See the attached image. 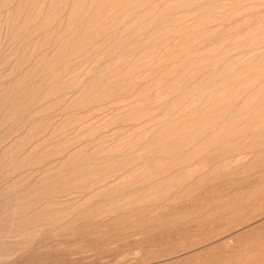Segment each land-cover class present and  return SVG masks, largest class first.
<instances>
[{
  "label": "rangeland",
  "instance_id": "1",
  "mask_svg": "<svg viewBox=\"0 0 264 264\" xmlns=\"http://www.w3.org/2000/svg\"><path fill=\"white\" fill-rule=\"evenodd\" d=\"M18 1L0 0V264H264V228L248 243L233 236L264 215V120L235 111L251 125L222 142L189 120L184 134L198 138L160 151L161 132L177 133L209 101L210 90L183 87L199 70L171 82L202 56L235 68L264 44L243 46L246 26L230 22L185 31L196 11L176 23L179 12L152 11L147 32L134 4L121 18L93 7L98 22L76 34L74 0H30L6 28ZM126 27L137 36L130 53L117 47ZM65 42L69 52H55ZM245 91L223 100L236 105Z\"/></svg>",
  "mask_w": 264,
  "mask_h": 264
},
{
  "label": "bare ground",
  "instance_id": "2",
  "mask_svg": "<svg viewBox=\"0 0 264 264\" xmlns=\"http://www.w3.org/2000/svg\"><path fill=\"white\" fill-rule=\"evenodd\" d=\"M28 1L30 0L18 1V4L10 13L9 18L6 21V28L21 25V23L16 21L14 18L17 15L18 9L26 8ZM78 3L79 0H74L73 7L71 8L68 16V19L72 20L74 24V29L79 30L76 34L83 33L85 27L88 29L89 26L95 25L98 22L97 17H94L92 15L91 9L93 7H97L100 11L114 8L117 11L118 17L121 18V15L127 11L129 5L134 4L135 6L133 8L136 15H131V17L140 25H144L142 28H144V31L147 32L153 33L155 31L154 25L156 20L158 19V16L152 17V11H155L158 14H162V16L160 17L165 16L166 18H171L173 14L179 12L181 16L176 20L174 18L173 23H176L177 21L179 22V20H181L182 18L187 19L189 12L192 13L196 11L195 15L191 18V20H189L190 24L185 23V20L184 23L187 24L186 26H183V29L185 31L188 32L190 30L201 28L202 26H207V23L209 26L211 25L209 23L219 25L230 22L233 24L231 26H233L235 30L246 26L245 32L242 33V36H239V39L236 37L238 39L237 41L242 45L248 44L249 46H245L252 49L254 47L260 46L261 44H264V0H83L81 6L87 3V5L83 9L82 7L80 8L78 6ZM146 9H149L147 15L141 16L137 14L140 13L141 10L144 11ZM186 14L187 17H185ZM127 31L128 28L126 27L124 33L125 35L121 37V40L118 43L117 47L120 48V50L116 47V45L114 46L113 51L115 53L117 49L119 51H125V53H130L134 49L133 47L135 46L137 36L133 35V31ZM217 31L218 30L214 31L213 33ZM211 35L212 34L207 33L205 34V36H202L203 38H201L202 40L210 39ZM238 35H240V33ZM133 38L134 41L131 42ZM69 39L70 41H74V36L71 38L67 37L66 41H68ZM69 46V42L62 43L59 48L55 50V52L61 55L66 54L69 52ZM138 55H135L133 57L136 58L138 57ZM214 57L216 56L213 55L212 59H214ZM259 58L255 57L253 60L247 61L240 66H235V68L233 67L236 64H233L232 67L231 64H226L221 61L218 62V59L216 58L215 59L217 62L215 61L216 63H213L210 59H207L204 56H202L199 61L190 63L187 66L186 70L181 74L180 78L173 80L171 82V85H175L176 83H178L181 77L183 79L184 75H187L186 72H188V70H192V72L194 68L197 71L199 70L198 76L196 74V79L189 82L184 81L185 83H183V87H185L186 89L200 91L210 90L207 95V98L209 100L208 106L202 111L199 109L197 110L196 107L191 109L189 111L190 118L185 120V122L182 124V127L177 131V133L176 131L173 132L171 130L163 129L164 131L162 130L163 132H161V136L165 138V141L160 151L166 153L169 150H176V148L180 146V138H185L186 142L198 138V136H185L183 128L186 126V122L189 120V124L193 125L195 129H201V131L207 126L214 128V136L210 135V137L208 134H203L201 135L203 136L201 137V139L206 141L215 139V141L218 142H222L225 140L228 141L229 139L236 140L237 137L244 135L237 129L238 126L246 128L245 133H247L248 128L253 122L264 120V55L263 57L259 56ZM201 63L202 65H204L203 63H205V65L202 66ZM188 77L190 78V76ZM245 85L248 86L247 88L250 87L246 91ZM240 91H245L246 94L242 92L245 96H243V99L238 104L236 103L235 105L234 101L231 102L230 100L232 98H230V100H223V97L225 95L231 96V94L238 93ZM18 93L20 96V93L24 94V91L21 90ZM110 94L112 93H109V95ZM233 102L234 104H232ZM231 104L232 106L234 105L235 109L234 107L232 108ZM229 106L232 109L230 110V112L225 113L224 111L227 110ZM235 111H252L250 119H247L250 120L251 124H246V120H241L243 122L240 121V123L239 121L237 122L238 118L234 120L231 119L233 116H235ZM261 124L262 123L260 122L257 123L256 127ZM216 132H218L217 135H215ZM154 146L156 147L158 145ZM228 152L230 155H238L244 153L243 151H236V149L233 147L229 148ZM107 195L110 196L111 193H107ZM256 213L257 212H255V214ZM259 214L258 218H260L262 215ZM253 217L254 214L251 215L250 220H247V222H249L250 224L244 226V228L246 229H243L241 231L239 229V232H233V236L235 235L237 242L248 243L247 241L251 239L256 240L259 238V232L263 230L264 222H262L263 219L262 221L260 220L261 222L259 220H254V218L256 219L257 217ZM226 238L227 237L225 236L220 237V242L224 243Z\"/></svg>",
  "mask_w": 264,
  "mask_h": 264
}]
</instances>
